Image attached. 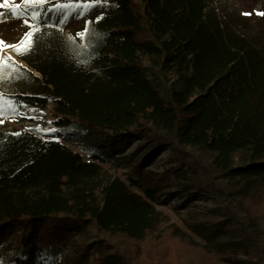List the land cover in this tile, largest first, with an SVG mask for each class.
<instances>
[{
	"label": "trees",
	"instance_id": "1",
	"mask_svg": "<svg viewBox=\"0 0 264 264\" xmlns=\"http://www.w3.org/2000/svg\"><path fill=\"white\" fill-rule=\"evenodd\" d=\"M206 1L101 0L105 8L89 23L84 41L35 20L38 42L18 54L28 69L12 68L11 89L3 95L17 111L50 108L56 129L75 122L123 146L133 136L153 151L168 146L179 166L187 164L193 174L228 169L242 153L246 164L233 169L236 175L264 181V56L247 38L206 16ZM195 150L209 153L210 165ZM180 167L152 178L134 166L130 180L138 194L117 177L103 181L98 163L63 144L0 124V247L20 232L19 244L30 249L31 260L88 225L143 241L160 221L152 201ZM181 174L180 179L193 177ZM229 215L243 235L236 255L264 264L240 219ZM191 228L208 239L221 225L197 218ZM224 248L225 254L231 250ZM166 251L147 250L149 255L135 260L118 251L94 264H115L114 257L144 264L151 254L163 258Z\"/></svg>",
	"mask_w": 264,
	"mask_h": 264
},
{
	"label": "rangeland",
	"instance_id": "2",
	"mask_svg": "<svg viewBox=\"0 0 264 264\" xmlns=\"http://www.w3.org/2000/svg\"><path fill=\"white\" fill-rule=\"evenodd\" d=\"M51 1L53 5L66 2L93 3V0ZM17 4L20 9L40 7L13 0L9 7L0 11L9 13V8ZM53 5L48 7L53 11L44 19L60 27L66 36L76 37L80 41H84L86 34L84 37L76 34L83 31L86 25L88 29L89 23L105 8V5L101 7L99 3L93 4L91 11L80 8L57 11ZM81 12L85 14L77 18ZM205 13L206 16L215 17L223 27L247 38L264 56V15H257L264 13V0H207ZM245 13L249 15H244ZM64 15L68 19L66 23L60 24ZM29 22L34 25L35 20ZM28 31L30 29L23 23V19L12 18L10 13L0 22V41L4 42L0 44V111L3 112L0 124L5 130L27 131L43 139L57 141L78 152L85 160L98 163L103 170V181L117 177L132 192L138 194H142L141 190L132 185L130 180L134 166L140 165L142 176L152 178L180 167L178 159L168 146L153 151L144 144L143 139L134 136L123 146L108 140L104 134H88L83 126L75 122L65 129H56L51 124L50 108L42 110L27 107L15 110L3 95L11 89L8 75L14 66L28 68L18 57L20 52L10 45L18 44ZM171 81L172 79L168 83ZM194 152H197L203 164L210 165L209 153ZM261 161H264V157ZM245 164V156L237 153L230 167L224 170L212 167L207 171L199 169L193 174L190 170L187 171V164L181 166L179 169L186 171L189 179L192 174L193 177L190 180L180 179L182 170H177L176 179L169 186L160 188L152 201L159 212L160 221L143 241L135 243L117 235L109 236L93 225H88L67 233L63 244L43 247L29 260L30 249L20 246L17 238L20 232H17L16 235L9 234L5 244L0 247V264H94L98 257L115 256L118 251L124 254L129 252V256L135 260L138 256L149 255L147 250L164 249L167 251L163 258L151 254L144 264H250L246 256L236 255L235 246L243 235L232 226L229 215L230 212L240 219L242 228L253 239L264 258V181L257 176L236 175L233 169H239ZM198 183H202L203 188L199 189ZM197 218L218 223L221 230L212 238H203L191 228ZM170 246L175 248L168 249ZM224 247L230 248L231 252L227 250V254L223 253ZM108 259L112 258L107 257ZM253 261L252 264H258L256 259ZM114 263L122 264L115 257Z\"/></svg>",
	"mask_w": 264,
	"mask_h": 264
},
{
	"label": "snow or ice",
	"instance_id": "3",
	"mask_svg": "<svg viewBox=\"0 0 264 264\" xmlns=\"http://www.w3.org/2000/svg\"><path fill=\"white\" fill-rule=\"evenodd\" d=\"M50 0H20V3L28 6H44L45 4L49 3ZM106 2V0H104ZM13 3V0H2L0 2V9H4L6 7H9ZM101 3V0H93V3H82V4H73V3H56L53 5V7L59 11L62 9L67 8H80V9H87L88 11H91L93 8V4H99ZM53 11L52 8H43L42 11L36 10L34 7H26L23 9H20L19 5L17 4L15 7L9 8V13L12 18L16 19H23V23L30 29V31L26 32L24 37L21 39V41L16 45H10V47L15 48L18 52L23 54L25 51H31L35 43L38 42V38H34V33L36 31H39L36 25L31 24L29 21L36 20L38 22L43 21L44 18L47 17L48 13ZM9 13H6L5 11H0V22H3V18L9 15ZM85 13L81 12L78 14L77 18L79 16L84 15ZM244 15H249L248 13H245ZM257 15H264V13H257ZM68 17L66 15L62 16L59 23L64 24L66 23ZM99 19V17H98ZM88 32L87 25L85 29L76 35L78 37H84L85 34ZM69 39H73L72 37H69ZM0 44H4L3 41H0ZM23 46V47H22ZM78 47H83L81 45H77ZM79 55V54H77ZM79 63H87L85 60L78 61ZM3 112L0 111V121H2ZM15 135H20L19 133H16Z\"/></svg>",
	"mask_w": 264,
	"mask_h": 264
},
{
	"label": "water",
	"instance_id": "4",
	"mask_svg": "<svg viewBox=\"0 0 264 264\" xmlns=\"http://www.w3.org/2000/svg\"><path fill=\"white\" fill-rule=\"evenodd\" d=\"M26 65V64H25ZM26 67H27V65H26Z\"/></svg>",
	"mask_w": 264,
	"mask_h": 264
}]
</instances>
